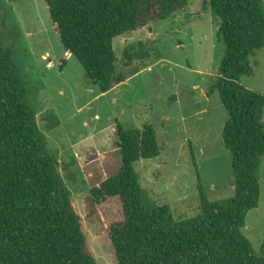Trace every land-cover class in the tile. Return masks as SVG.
Listing matches in <instances>:
<instances>
[{
  "label": "trees",
  "instance_id": "16d2710c",
  "mask_svg": "<svg viewBox=\"0 0 264 264\" xmlns=\"http://www.w3.org/2000/svg\"><path fill=\"white\" fill-rule=\"evenodd\" d=\"M68 51L89 80L106 93L141 71L161 53L155 41H138L124 51L129 74L119 69L114 40L167 19L189 0H45ZM218 18L224 44L219 90L229 118L224 142L232 155L235 194L209 200L199 177L200 213L175 220L140 183L135 163L159 157L163 148L151 124L142 129L117 125L121 170L90 189L84 213L101 220L100 206L120 198L123 219L104 223L114 264H264V241L256 251L244 234L250 210L261 195L264 157V94L239 83L251 71V57L264 47L263 0H204ZM65 61L61 62V68ZM30 85L13 49L0 34V264H100L73 193L61 174L58 156L48 148L30 101Z\"/></svg>",
  "mask_w": 264,
  "mask_h": 264
},
{
  "label": "rangeland",
  "instance_id": "374dc122",
  "mask_svg": "<svg viewBox=\"0 0 264 264\" xmlns=\"http://www.w3.org/2000/svg\"><path fill=\"white\" fill-rule=\"evenodd\" d=\"M203 2L189 0L173 16L115 38L117 65L127 74L143 67L142 61L124 66L129 45L153 40L161 57L153 54L141 71L103 93L63 46L45 0H0V34L30 85L38 126L62 163L61 174L100 264H114L104 223L123 219L122 203L118 197L103 203L101 220L91 225L85 199L90 189L122 168L118 124L154 127L163 153L134 166L142 187L159 205L168 206L175 220L200 213L198 174L209 200L235 194L232 155L223 137L229 114L219 90L210 94L220 76L224 44L217 36L219 20ZM239 83L264 94V47L251 57V71ZM260 174L259 205L249 211L243 228L259 252L264 241V157Z\"/></svg>",
  "mask_w": 264,
  "mask_h": 264
}]
</instances>
